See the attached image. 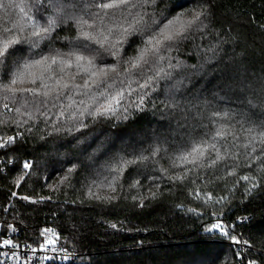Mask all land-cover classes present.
I'll return each instance as SVG.
<instances>
[{"label":"trees","instance_id":"1","mask_svg":"<svg viewBox=\"0 0 264 264\" xmlns=\"http://www.w3.org/2000/svg\"><path fill=\"white\" fill-rule=\"evenodd\" d=\"M0 2L4 4L0 7V27H11L22 15L14 7L19 0ZM207 2L211 11L207 29L194 33L178 49L163 53L165 59L153 62L150 57L148 64L131 71H125L130 69L126 61L141 47L139 31L118 46V56H112L113 49L104 51L81 34H107L106 28L113 24L107 17L97 19L91 29L71 22L57 25L35 51L48 56L71 52L95 56L97 68L114 65L116 72H110L99 88H75L72 85H83L89 74L80 71L71 57V67L61 73L59 64L54 65L48 74L53 78L44 81L59 88L55 81L63 77L61 84H70L63 89L64 95L17 93L15 98L4 100L10 94L0 92V121L6 122L0 124V137L22 134L13 145L0 148L1 232L11 233L18 241L36 243L41 239L40 228L52 226L59 230L65 245L78 253V262L71 264H248L249 260L264 264V172L258 171L259 162L248 166L245 156L251 149L241 147L247 142L244 129L250 126L249 117L264 120V100H258L260 106L251 109L246 104L250 93H240L238 83L244 80L258 89L264 82V0ZM194 7H199L197 0H156L134 11H145L147 23L156 19L162 27L178 12ZM50 11L41 8L44 16ZM91 12L103 15L95 7ZM86 18L91 22V17ZM21 22L28 23L26 18ZM119 22L127 27V22ZM29 31L26 28L13 34L25 39ZM121 31L114 28L109 43L120 38ZM85 44L89 50L83 48ZM22 47L23 52L17 55H30L29 42ZM0 80H8L3 71ZM108 84L113 86V93L123 89L125 98L115 115L94 119L89 112L103 103L99 92ZM18 86L40 88V82ZM145 93L143 109L128 108V119H123V109ZM5 103L8 108L3 107ZM177 104L180 107L174 108ZM17 107L31 113V118L17 113ZM214 112L229 115L213 116ZM222 125L234 135L217 138V146L222 151L227 147L236 159L229 156L214 168H196L183 182L170 180V176L184 171V166L172 167L174 158L194 140L213 135ZM141 155L149 159L127 165L115 192L105 186L92 188L97 195L113 199L88 196L93 181L100 185L105 177L117 175L109 171L114 163ZM25 161H31L33 167L24 170ZM233 169L235 174L229 175ZM22 172L25 179L17 187L15 180ZM65 176L68 178L61 183ZM241 176L255 179L245 181ZM137 180L140 184L130 188ZM252 183L260 186L248 193ZM12 192L17 196H11ZM153 192L155 197L150 195ZM23 196L30 199H20ZM144 197L147 199L141 206ZM215 220L239 239L245 238L249 246L243 251L219 231L206 232Z\"/></svg>","mask_w":264,"mask_h":264},{"label":"snow or ice","instance_id":"2","mask_svg":"<svg viewBox=\"0 0 264 264\" xmlns=\"http://www.w3.org/2000/svg\"><path fill=\"white\" fill-rule=\"evenodd\" d=\"M156 0H31L32 7L29 6V0H19V3L14 4V7L19 9L22 14L19 20L11 23V27H0V71H3L4 75L8 77L7 82L0 80V92L7 93L10 95H5L4 100L10 98H15L17 93L24 94L27 93L32 96H44L48 97L52 92H57L58 95H64L63 89L70 87L68 82L61 84V80L57 79L55 81L59 88L50 87L47 83H44L45 79H52L53 66L59 64V71L63 73L66 68H69L73 64L71 57H74L75 65L80 71L89 74V79H85L83 85H72L75 88H82L84 90L90 89L92 86L100 87L101 82H106L109 78L110 72H116V66L106 65L104 67L97 68L95 60L97 57H88L79 52H71L61 56L57 55H40L37 49H40V45L43 41L48 40L51 33L55 30L60 23H73L78 25L81 29L87 27L89 29L93 28L97 19L104 21L107 17L109 20L113 21L112 26L106 28L105 32H98L97 35H93L92 32L82 31V36L86 40H93L98 43L104 51H108V48L113 49L111 51L112 56L119 55V47L124 43H127V38L134 35L137 31L141 33V47L137 49V53L133 57H129L126 63H130V69H125V71H131L132 69H139L142 66L149 63V58L153 59V62L165 59L163 53L171 52L174 48L178 49V46L188 40H190L194 33L203 32L207 29L208 24L206 21L211 15L210 5L207 0H197L198 8L194 7L191 9H185L182 12H178L171 19H167L166 23L158 22L156 19H152L151 23L145 21V11H134L136 9H144L145 5L155 4ZM0 7H4V4L0 2ZM95 7L103 11L101 16L99 13H92L91 9ZM41 8L45 11L49 9L50 14L44 16L41 12ZM35 9V11H33ZM91 17V22L88 18ZM26 18L28 23H22L21 21ZM127 22V27H124L120 20ZM26 28H30L28 35L25 39H21L18 34H13L15 31L24 32ZM114 28H121L120 38L116 39L114 42L109 43V36L113 33ZM158 29V30H157ZM102 37V38H98ZM146 37V39L144 38ZM29 42V53L28 56H18L17 54L23 52L22 45L25 42ZM107 46V47H106ZM85 50L88 49V45H83ZM214 52V49H210ZM39 55V59L35 57ZM101 56V53H97ZM85 62L86 65L85 66ZM91 69V71H90ZM54 75V74H53ZM76 75H79L77 73ZM75 79V76L72 77ZM264 80V78H262ZM91 81V83H90ZM40 82V88L46 89L41 91L37 87H21L18 85H24L25 83L36 85ZM182 83V82H181ZM239 83V91L246 95V104L251 109H256L260 105L257 103L258 100H264V82L261 83L260 87L254 88L252 84L246 83L241 80ZM112 85L108 84L105 91H100L99 96L103 99V103H99L95 107L94 111L89 112L94 119L97 117H107L115 115L116 112L121 108V102L125 98V93L123 89L112 92ZM141 88L146 87L145 85H140ZM231 87V85H229ZM134 91V90H133ZM131 93L129 92V95ZM147 94L140 95L137 101H134L128 107L123 109V119H128V108L135 107L137 110H142L145 104ZM23 99V96L20 97ZM25 104L28 103L27 100L24 101ZM83 103V101H81ZM244 103V101H242ZM4 108H8V104L3 105ZM174 108H179L180 106L174 105ZM39 109H37L38 111ZM17 113L22 115H28L31 118V113H23L20 107L15 109ZM43 115V113H41ZM62 115V114H61ZM83 115V113H81ZM213 116H223L228 117V113L223 114L219 112L212 113ZM250 126L244 129L248 133L247 142L241 145L245 149H251L247 153L245 159L249 161V167L253 164L259 162L258 171L264 172V120L254 121L249 117L247 121ZM6 123L5 121H0V124ZM20 126H23L20 121H15ZM23 123H26L24 121ZM87 127L86 124L82 125ZM31 131V129H28ZM229 135H234L230 128L225 126L219 127L215 133L211 136L206 134L205 137H201L198 141L194 140L190 146L182 150L173 160L172 167L180 168L184 166V171L178 173L175 176H170L169 179L173 181H186L189 178L190 173H192L196 168H214L220 162L224 161L226 157L231 156V158L236 159V154L232 153L227 147L223 148L217 146V138L223 140ZM22 136L21 133L17 132L15 136L0 137V148H5L8 145H13L18 138ZM159 149H156L158 151ZM156 151L152 154L155 155ZM214 153L215 157L212 158L211 154ZM255 154V155H254ZM149 157L139 156L136 159H124L122 161H117L109 169L110 172L116 173L111 179L107 177L100 185L93 181V184L89 187L88 196L95 199H105L111 200L114 197L105 196L101 197L97 195L92 188L105 186L112 192L116 191V184L118 183V177L123 174L124 168L130 164H136L137 161H146ZM8 163H12L9 159ZM191 165L192 167H186ZM33 167L31 161H25L22 165L24 170H29ZM68 169L71 173L75 169ZM165 171H167L165 169ZM235 169L229 173V175H234ZM68 177L62 178L66 180ZM25 179V173L22 172L18 178L15 180L17 187H20L21 181ZM241 180L248 181L250 179H255L250 176H241ZM140 184V181H134L130 188H135ZM260 185L258 183H252L247 192L251 193ZM157 188L159 185L156 186ZM152 197H155L156 193H150ZM11 196H17L16 192H12ZM20 199L29 200L28 196L20 197ZM43 199V198H42ZM133 200L137 197L133 196ZM147 197L141 198V206L143 205V200ZM211 199V196H208ZM227 197H221L220 200H226ZM220 201H217L219 203ZM6 210V209H5ZM247 219V217L243 218ZM116 227V225H112ZM9 228L15 231L10 225ZM206 232L219 231V233L228 239H230L235 244H245L249 242L247 240L241 241L236 235L231 234L228 229L222 224L221 221L217 220L215 223H211L205 228ZM51 234V235H48ZM41 236H45L46 239L43 243L39 245L41 249L47 248L49 245H55L56 239L52 236H56L54 229L45 228L41 230ZM9 247L14 249L17 245L11 239H3L0 242V248ZM55 251V249H53ZM35 252L36 248H32ZM61 251H66L61 249ZM239 256V252H237ZM0 257H6L10 260H18L15 251H11L10 254L0 252ZM71 254H66L63 259L69 260ZM31 259V258H29ZM42 259H51L50 257H42ZM0 264H6V260H0ZM248 264H256L255 260H249Z\"/></svg>","mask_w":264,"mask_h":264},{"label":"built area","instance_id":"3","mask_svg":"<svg viewBox=\"0 0 264 264\" xmlns=\"http://www.w3.org/2000/svg\"><path fill=\"white\" fill-rule=\"evenodd\" d=\"M216 221L217 220H215L214 223ZM45 228H51L55 230L56 236H52V238L56 239L57 241L55 245H49L45 249H41L39 247V245L46 239L45 236H41V239L38 242L33 243L15 240L11 233H3L0 230V242H2L3 239H11L17 245V247L14 249H10L7 246L0 248V252L10 254L11 251H15L17 256H19L18 260H10L6 259V257H0V260H6V264H71L78 262V253L65 245L59 230L53 228L52 226H42L40 230ZM240 240L244 241L246 239L241 238ZM237 245L244 251L249 246V243L247 245L243 243ZM32 248H36V251L33 252ZM53 249H55V251ZM61 249H65L66 251H61ZM66 254H71V258L69 260L63 259ZM45 256L50 257L51 259H42V257Z\"/></svg>","mask_w":264,"mask_h":264}]
</instances>
